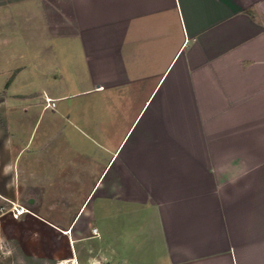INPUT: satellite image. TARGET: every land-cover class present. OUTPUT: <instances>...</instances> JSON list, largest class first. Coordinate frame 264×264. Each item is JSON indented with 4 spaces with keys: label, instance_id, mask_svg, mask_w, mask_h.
I'll list each match as a JSON object with an SVG mask.
<instances>
[{
    "label": "crops",
    "instance_id": "1",
    "mask_svg": "<svg viewBox=\"0 0 264 264\" xmlns=\"http://www.w3.org/2000/svg\"><path fill=\"white\" fill-rule=\"evenodd\" d=\"M11 9L1 174L28 184L24 215L60 240L48 257L264 264V0Z\"/></svg>",
    "mask_w": 264,
    "mask_h": 264
},
{
    "label": "rangeland",
    "instance_id": "2",
    "mask_svg": "<svg viewBox=\"0 0 264 264\" xmlns=\"http://www.w3.org/2000/svg\"><path fill=\"white\" fill-rule=\"evenodd\" d=\"M8 12L6 10L0 11V22L7 16H9L10 22H14L15 10L11 9V12ZM12 28L13 26L9 30L7 28L5 30L12 34L15 32ZM12 38L9 40L12 43L0 51V68L5 63V57L13 52L14 39ZM2 90L3 88L0 89V92ZM9 121L13 128V118H10ZM2 122L5 123L0 119V124ZM8 149L10 148L8 147ZM4 151L3 144L0 143V155H3ZM7 170L6 174H1L0 167V209L3 208L0 211V264H50L52 259L49 258L51 255L48 249L52 250L54 246L52 247L51 244H54L60 249L57 257L62 256L61 242L60 240L58 242L53 241V236L48 235L46 231L38 232L33 225L31 215H22L17 219L12 217L10 209L13 204L22 205L28 212L31 211V204L28 203L31 193L24 191V185L28 184L16 181L13 169L7 168ZM57 201L62 202V200ZM30 258L42 260V262H31L28 260ZM55 264L57 263L55 262Z\"/></svg>",
    "mask_w": 264,
    "mask_h": 264
},
{
    "label": "built area",
    "instance_id": "3",
    "mask_svg": "<svg viewBox=\"0 0 264 264\" xmlns=\"http://www.w3.org/2000/svg\"><path fill=\"white\" fill-rule=\"evenodd\" d=\"M54 102L46 99L45 100V108L53 110L54 109ZM3 208L0 209V211H2ZM10 213L12 214V217L14 219H17L18 217L24 215L25 213H28V211L21 205H17V204H13L12 208L10 209ZM92 233L95 235L96 234V230L93 229Z\"/></svg>",
    "mask_w": 264,
    "mask_h": 264
},
{
    "label": "trees",
    "instance_id": "4",
    "mask_svg": "<svg viewBox=\"0 0 264 264\" xmlns=\"http://www.w3.org/2000/svg\"><path fill=\"white\" fill-rule=\"evenodd\" d=\"M17 1H21V0H0V6H3V5H6V4H9V3H13V2H17ZM30 260L31 262H42V260H33L32 258L28 259ZM50 264H55V261L54 260H50Z\"/></svg>",
    "mask_w": 264,
    "mask_h": 264
},
{
    "label": "water",
    "instance_id": "5",
    "mask_svg": "<svg viewBox=\"0 0 264 264\" xmlns=\"http://www.w3.org/2000/svg\"><path fill=\"white\" fill-rule=\"evenodd\" d=\"M28 203L31 204L32 202L29 200Z\"/></svg>",
    "mask_w": 264,
    "mask_h": 264
}]
</instances>
